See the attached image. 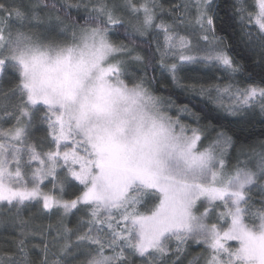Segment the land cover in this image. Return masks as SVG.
<instances>
[{
	"label": "snow or ice",
	"instance_id": "obj_1",
	"mask_svg": "<svg viewBox=\"0 0 264 264\" xmlns=\"http://www.w3.org/2000/svg\"><path fill=\"white\" fill-rule=\"evenodd\" d=\"M257 115L264 0H0V264H264Z\"/></svg>",
	"mask_w": 264,
	"mask_h": 264
},
{
	"label": "trees",
	"instance_id": "obj_2",
	"mask_svg": "<svg viewBox=\"0 0 264 264\" xmlns=\"http://www.w3.org/2000/svg\"><path fill=\"white\" fill-rule=\"evenodd\" d=\"M161 2L165 5V7H169L172 4L176 3L177 0H161ZM222 27V25L218 26ZM238 30V26H237ZM220 35H225L224 32H219ZM121 39H124L123 34H121ZM139 39V38H137ZM125 43H129L128 40L125 39ZM231 37H229V43H231ZM136 47L140 49L142 54H146L151 56L155 53V43L151 46H145L143 44H137ZM240 59V57H237ZM242 63H246V66L254 67V65L248 61L247 57L245 60L241 61ZM155 69V71H153ZM215 69L204 68L202 66H192L190 69L182 70L180 75L182 77H190L191 80H200L203 78L205 82L211 78L212 74L215 72ZM256 71H259L258 69ZM149 78L155 77V80L152 82V86L158 93H171L172 97L177 102H185L188 97L181 92L180 89L175 88L168 74L163 71L157 63H153L152 66L148 69ZM258 80V77H257ZM192 103L195 105V108L199 109L202 107V102L197 98L193 100ZM229 120H236L239 118L229 117ZM225 126L230 129V134L233 136L234 140V148L229 150L230 163L235 164L236 158L239 157L243 160L247 155L251 153L253 149L259 150L261 143H264V118L259 115L255 116L252 119V122L249 123H231L228 124L224 121ZM71 195V194H69ZM51 222L55 223V217H51ZM77 217L69 216L67 218V223L70 227H74L77 222ZM38 223H42L43 225H47L49 223V218L41 217ZM200 251L199 246H193L191 249L192 255H195ZM191 259V256H189Z\"/></svg>",
	"mask_w": 264,
	"mask_h": 264
},
{
	"label": "rangeland",
	"instance_id": "obj_3",
	"mask_svg": "<svg viewBox=\"0 0 264 264\" xmlns=\"http://www.w3.org/2000/svg\"><path fill=\"white\" fill-rule=\"evenodd\" d=\"M71 194V193H70Z\"/></svg>",
	"mask_w": 264,
	"mask_h": 264
}]
</instances>
